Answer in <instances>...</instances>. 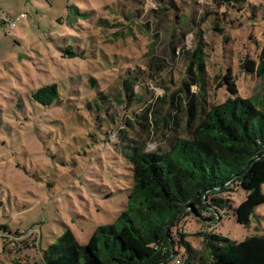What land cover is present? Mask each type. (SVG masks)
<instances>
[{"label":"rangeland","instance_id":"1","mask_svg":"<svg viewBox=\"0 0 264 264\" xmlns=\"http://www.w3.org/2000/svg\"><path fill=\"white\" fill-rule=\"evenodd\" d=\"M7 13L25 18L14 30L0 23V264H42L43 250L66 229L84 245L98 226L116 221L133 183L119 137H148L134 122L145 124V115L149 122L146 109L155 104V111L157 98L166 100L178 89L185 79L182 52L195 50L199 39L209 107L240 97L264 111V75L257 73L264 0L242 7L213 0H0V15ZM72 40L75 47L86 42L83 59L63 54ZM127 70L138 78L134 94L140 100L133 96L124 104ZM49 84L58 87L59 107H34L30 116L16 108L22 96ZM97 93L105 96L100 112L92 105ZM106 113L117 114L112 123ZM185 119L178 114L179 136ZM153 131L147 151L163 148L164 129ZM245 196L235 188L217 195L227 200L225 209L202 217L185 212L177 228L184 230L193 259L207 256L201 234L231 242L264 235V204L247 225L235 221L234 209ZM174 252L166 264H182L188 256L177 244Z\"/></svg>","mask_w":264,"mask_h":264},{"label":"trees","instance_id":"2","mask_svg":"<svg viewBox=\"0 0 264 264\" xmlns=\"http://www.w3.org/2000/svg\"><path fill=\"white\" fill-rule=\"evenodd\" d=\"M213 1L220 6L242 7L248 0ZM201 40L192 52H182L185 79L178 89L166 100L164 96L157 98L162 106L157 105L155 111V104L146 109L149 122L146 115L140 117L145 124L134 122L147 131L148 137H119L117 147L131 167L133 179L125 210L112 224L98 226L84 245L66 229L56 243L43 250L42 264H166L176 244L188 253L182 264H264V235L231 242L219 234H201L207 256L193 259L184 230L177 228L180 219L188 215L187 210L202 217L205 212L225 209L227 200L217 195L235 188L246 193L234 209L237 224L247 225L254 210L264 204V111L251 99L240 97L209 107L204 93L206 64ZM70 42L63 45L66 58L83 59L86 42L78 47ZM150 63L160 69L154 59ZM128 71L122 83L124 104L133 96L140 100L134 94L138 78ZM257 73L264 75V47ZM191 87L197 91L191 93ZM97 94L92 105L100 112L106 108L105 96ZM166 101L170 106L161 116ZM18 102L16 108L21 112L26 108L27 116L34 107L46 110L61 105L56 84L41 86ZM179 113L186 115L183 136H179ZM116 116L106 113L104 118L112 123ZM125 126L135 130L128 120ZM156 127L164 129L163 148L147 151V140ZM120 132L123 136L128 133L124 129Z\"/></svg>","mask_w":264,"mask_h":264},{"label":"built area","instance_id":"3","mask_svg":"<svg viewBox=\"0 0 264 264\" xmlns=\"http://www.w3.org/2000/svg\"><path fill=\"white\" fill-rule=\"evenodd\" d=\"M25 18V14H19L15 18H11L8 14H2L0 22L5 25L9 30H14L19 22Z\"/></svg>","mask_w":264,"mask_h":264},{"label":"water","instance_id":"4","mask_svg":"<svg viewBox=\"0 0 264 264\" xmlns=\"http://www.w3.org/2000/svg\"><path fill=\"white\" fill-rule=\"evenodd\" d=\"M191 213H192L194 216L198 217L197 214H196L195 212L192 211ZM172 255H174V253H172ZM172 255H171V256H172ZM171 256L167 259V261H169V260L171 259ZM167 261H166V262H167Z\"/></svg>","mask_w":264,"mask_h":264},{"label":"crops","instance_id":"5","mask_svg":"<svg viewBox=\"0 0 264 264\" xmlns=\"http://www.w3.org/2000/svg\"><path fill=\"white\" fill-rule=\"evenodd\" d=\"M8 14V13H7ZM22 14V13H21ZM2 15V14H1ZM1 15H0V19H1ZM1 23V22H0Z\"/></svg>","mask_w":264,"mask_h":264}]
</instances>
